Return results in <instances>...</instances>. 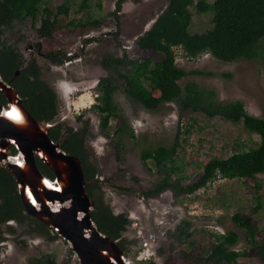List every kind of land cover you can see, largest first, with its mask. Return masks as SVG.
<instances>
[{"label": "rangeland", "instance_id": "374dc122", "mask_svg": "<svg viewBox=\"0 0 264 264\" xmlns=\"http://www.w3.org/2000/svg\"><path fill=\"white\" fill-rule=\"evenodd\" d=\"M115 1L45 0L40 9L47 7L53 15L62 6L67 9L66 15H56L50 39L41 38L37 33L40 14L35 25L29 18L22 24L13 23L2 38L22 53L24 63L32 59L39 65L41 80L56 94L58 123L73 131L81 129L84 121L87 123L86 163L95 171L89 184L100 187L103 202L113 215L124 214L129 220L123 238L131 244L124 253L132 264H140L136 260L137 253L148 235L152 236L156 250L146 264H217L206 262L205 257L215 245V236L228 231L239 236L232 249L244 253L236 259V264H264L258 247L249 246L244 233L231 221L236 213L248 219L257 229L255 241L261 243L264 174L256 175L253 180L217 177L193 194L174 198L166 190L151 199L143 193L161 176L150 161L144 163L145 167L140 156L143 150L170 146L178 134L179 147L175 155L178 172L172 178L180 177L183 185H189L201 175L209 159L224 160L255 148L259 142L257 135L245 131L241 123L232 124L220 117L209 119L190 111L179 115L174 103L153 111L145 110L126 96L122 85L113 97L119 115L109 121V136L100 134L99 119L92 106L97 104L96 83L106 76L100 66L102 57L111 54L126 56L129 60L160 61L161 56L156 52L140 48L139 40L168 3V0H126L115 21L110 15ZM189 11V34L210 30V13L197 14L193 7ZM57 50L72 54L70 62L63 66L49 64L44 56ZM173 52L177 67L185 72L203 73L181 79L178 82L181 87L186 82H194L213 91L217 101H240L249 116L264 117V70L257 61L224 63L207 53L191 59L186 58L180 48H173ZM153 96L158 97V92H153ZM121 122L131 130L133 137H123L121 152L117 154L113 131ZM181 220L190 222L192 236L185 242L172 238ZM10 226L14 227L12 234L2 227L0 264H29L45 257L52 258L54 264H78L67 243L58 237L49 241L30 235L25 225Z\"/></svg>", "mask_w": 264, "mask_h": 264}, {"label": "trees", "instance_id": "16d2710c", "mask_svg": "<svg viewBox=\"0 0 264 264\" xmlns=\"http://www.w3.org/2000/svg\"><path fill=\"white\" fill-rule=\"evenodd\" d=\"M126 0H116L114 10L110 15L118 20L122 4ZM86 2V0H84ZM45 0H0V77L4 82L18 92L23 108L38 122L51 121L58 114L56 94L40 78V69L33 60L24 63L21 55L11 45H7L2 36L13 23H24L28 18L32 25L37 23L40 14L37 33L41 38L50 39L51 29L56 24V15L67 14L65 7L57 9V13L47 7L42 9ZM193 7L197 14H211V28L201 34H189L187 29L191 23L189 8ZM139 46L152 50L161 56L160 61L150 59L129 60L126 56L106 54L100 61L106 76L101 77L95 86L97 104L92 106L99 119L98 128L104 137L109 136V121L119 115V110L113 97L123 86L126 96L143 109L153 111L160 106L174 103L179 115L190 111L201 113L207 118L220 117L232 124L241 123L243 129L255 134L259 142L255 148L235 153L227 159L211 158L202 167L201 175L191 184L183 185L180 177L172 178L178 172L175 163L176 150L179 147L178 134L170 146L146 149L141 152V161H150L161 176L154 186L143 193L146 198H154L168 190L174 198L190 195L203 189L217 177L221 179L253 180L256 175L264 174V117L249 116L240 101L219 102L213 91L204 89L194 82H186L182 87L178 82L188 75H201L202 72H185L177 67L173 48H180L186 58H196L204 53L215 60L231 63L239 60L257 61L264 70V0H168L165 9L156 17L150 29L145 32ZM52 65H60L63 60L60 54L54 53L48 57ZM18 75L14 77L15 72ZM228 77V75H226ZM158 92V97L153 92ZM6 100L0 93V106H5ZM50 128L49 138L53 142L60 141V149L68 155L75 156L81 164L84 180L93 177V168L86 163L85 137L87 123L84 121L79 130L63 128L56 125ZM64 129L60 134L59 129ZM116 141L113 144L116 153L121 152V140L124 136L133 137L124 122L113 131ZM63 137V139H61ZM10 155L15 150L10 148ZM39 172L49 180L53 174L38 160L35 161ZM144 164V165H145ZM146 167V165H145ZM92 170V172H91ZM85 191L93 200L91 220L97 230L110 240L117 241L121 251H125L131 242L123 238V233L129 225L124 214L113 215L110 208L103 202L100 187L96 184L86 185ZM232 223L241 230L249 246L258 247L260 258L264 262V236L261 243L255 241L257 229L248 219H243L239 213L231 217ZM14 222L26 226L30 235L43 237L49 241L56 239V234L45 225L24 213L16 185L10 173L0 168V242L3 240L2 226ZM8 232L14 230L6 225ZM190 222L181 220L176 227L175 241L185 242L190 239ZM239 236L232 231L215 236V245L205 257L206 262L217 264H236V259L243 252L232 249ZM29 264H54L50 257L34 259Z\"/></svg>", "mask_w": 264, "mask_h": 264}, {"label": "water", "instance_id": "95a60500", "mask_svg": "<svg viewBox=\"0 0 264 264\" xmlns=\"http://www.w3.org/2000/svg\"><path fill=\"white\" fill-rule=\"evenodd\" d=\"M0 93L6 100L0 106V168L13 177L24 212L66 242L78 264H132L117 241L91 220L94 204L85 191L90 182L84 180L80 161L48 136L59 125L58 114L49 122L36 121L1 77ZM36 160L53 174L52 180L39 172Z\"/></svg>", "mask_w": 264, "mask_h": 264}, {"label": "flooded vegetation", "instance_id": "af4514ba", "mask_svg": "<svg viewBox=\"0 0 264 264\" xmlns=\"http://www.w3.org/2000/svg\"><path fill=\"white\" fill-rule=\"evenodd\" d=\"M153 24V23H152ZM151 24V25H152ZM151 27V26H150ZM150 27L148 28V30L150 29ZM147 32V31H146ZM15 48V47H14ZM16 50L19 52V54L21 55V57H22V53L16 48ZM59 53L60 54V57H61V59L63 60V62L60 64V65H53V66H63V65H65L66 63H68V62H70V60L72 59L71 57H72V54H68V53H66V52H64V51H61V50H57V51H54V52H50V53H47L45 56H44V58L48 61V57L50 56V55H52V54H54V53ZM22 60H23V57H22ZM32 60V59H31ZM30 60H28V62H29ZM34 61V60H33ZM35 62V61H34ZM48 63L49 64H51L49 61H48ZM35 64L39 67V65L35 62ZM52 65V64H51ZM39 69H40V67H39ZM59 109V107H57V110ZM51 128H55V127H51ZM59 133L60 134H63L64 133V129L61 127L60 129H59ZM61 139H63V137H61ZM164 193H165V191H164ZM163 192H162V194H164ZM161 194V193H160ZM159 194V195H160ZM161 194V195H162ZM152 199V198H151ZM25 213V212H24ZM26 214V213H25ZM12 224H14V225H17L16 223H14V222H8L7 224H5V225H3L4 227H6V225L7 226H10V225H12ZM2 226V227H3ZM11 227V226H10ZM13 230H14V227H11ZM2 231H3V229H2ZM5 232L6 233H9V234H12L11 232H8V230H7V228H6V230H5ZM4 241V231H3V240L1 241V242H3ZM0 242V243H1ZM155 250H156V247H155V244H154V246H153V253H152V255L154 256L155 255ZM153 256H151L152 258H153ZM151 260V259H150Z\"/></svg>", "mask_w": 264, "mask_h": 264}, {"label": "built area", "instance_id": "2783aa9c", "mask_svg": "<svg viewBox=\"0 0 264 264\" xmlns=\"http://www.w3.org/2000/svg\"><path fill=\"white\" fill-rule=\"evenodd\" d=\"M134 227L135 225L132 224ZM131 227V224H130ZM137 235L140 234V232L138 230H136ZM152 236L148 235L146 236V239L141 242H139L138 244H141L140 246L142 247V250L139 251L137 253L138 257L136 258V260L140 263V264H146L150 261L152 253H153V245H152Z\"/></svg>", "mask_w": 264, "mask_h": 264}, {"label": "bare ground", "instance_id": "6f19581e", "mask_svg": "<svg viewBox=\"0 0 264 264\" xmlns=\"http://www.w3.org/2000/svg\"><path fill=\"white\" fill-rule=\"evenodd\" d=\"M83 96H85V95H83ZM83 96H82V98H83ZM88 102H89V103H87V104H90V101H88ZM49 187H50V188H53L52 185H49Z\"/></svg>", "mask_w": 264, "mask_h": 264}]
</instances>
